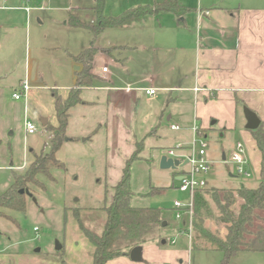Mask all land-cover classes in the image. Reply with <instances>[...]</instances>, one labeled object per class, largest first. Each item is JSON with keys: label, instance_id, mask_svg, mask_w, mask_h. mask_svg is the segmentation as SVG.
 Instances as JSON below:
<instances>
[{"label": "rangeland", "instance_id": "obj_1", "mask_svg": "<svg viewBox=\"0 0 264 264\" xmlns=\"http://www.w3.org/2000/svg\"><path fill=\"white\" fill-rule=\"evenodd\" d=\"M186 1L187 4L197 5V0ZM154 2L155 0H108L106 12L116 15L131 6ZM94 4L95 0H45L29 16L24 14L17 18V22L27 28L26 42L15 60L6 65L0 64V70L7 67V79L15 80L17 87L26 76L31 85L42 87L32 90L29 99V117L37 128V132L30 136V144L34 142L39 145L38 150L34 151L36 153L49 149V144L45 145V142H49V133H42L43 117L50 119L52 124H57L53 91L62 96L68 94L65 89H53L72 83L74 70L81 68V64L70 54L75 55L91 45L98 48L95 70L101 73L102 68L107 66L110 70L109 81L104 83L114 87L132 85V79L137 73L140 77L141 61L145 57L151 60L156 55L169 59L172 55L173 48L161 42L162 37L174 33H168L174 27V19L178 20L173 13L149 17L130 26L108 28L98 36L66 25L71 10L82 20L90 21L94 14ZM18 12L1 10L0 17ZM153 37H157V41L160 39L159 49H156L157 44L151 47L148 43ZM123 44L131 48H124L121 46ZM97 84L100 81H96L94 86ZM81 96L97 101L99 105L96 109H87L85 119L78 111L80 109L73 112L69 136H81L84 125L90 124L94 129L99 122L105 121L107 92L84 89ZM109 103L111 128L108 138L103 128L86 144L65 140L56 153L65 168H52L53 179L40 174L36 184H28L33 196L27 197L25 211L4 209L8 217L0 216V264H41L45 263L42 260L46 257H57L61 263L64 260L73 264H89L93 246L81 230L74 211H79L85 226L97 233L102 232L106 219L103 206L111 201L113 187L121 178V170L113 165L105 178V146L111 147L110 152L116 160L119 142L124 138L121 122L130 129L135 139H144L145 142V148L139 152V159L132 165L131 203L134 206L163 208L169 222L160 235L166 239L167 244L159 246V239L148 243H153L155 248L151 252L152 263L221 264L222 252L191 247L190 233L186 229L189 218L185 214L186 221L183 220V223L176 218L174 212L176 201L186 205L190 200L189 192L179 190L180 181L177 179L178 174L189 169V165L185 164L176 170L161 167L164 155L183 160L190 154L187 148L193 145L196 128L193 97L171 100L164 92L153 97L141 92L131 101L124 115L119 113V106L125 107L128 104L120 94L111 93ZM245 107L247 106L239 108L235 129L224 130L219 123H213L203 133L208 144L211 169L207 176L209 185L203 189V200L198 204L199 207L197 205L196 215L202 216L204 225L222 238L227 235V225L220 221V210L214 195L219 192L222 194L223 188L237 187L241 183L255 187L260 181L259 173L251 161L248 168L250 177L238 175L231 162L236 143H244L241 131L245 125ZM172 125H178L179 129L172 130ZM178 143L184 148L175 149L174 155H169L168 150ZM26 168L17 173L23 174ZM9 177H13L10 169H0V194L9 187L4 186ZM40 183L44 184V188L40 187ZM154 188L157 193L147 194L152 189L154 191ZM169 240H174V243ZM58 245L62 247L60 250H57ZM142 255L143 253L140 260L133 261L140 262ZM230 264H264V252H240Z\"/></svg>", "mask_w": 264, "mask_h": 264}, {"label": "crops", "instance_id": "obj_2", "mask_svg": "<svg viewBox=\"0 0 264 264\" xmlns=\"http://www.w3.org/2000/svg\"><path fill=\"white\" fill-rule=\"evenodd\" d=\"M157 1L160 0H155V2ZM180 1L189 8V12L184 17L185 22L180 24L178 20L174 19V27L168 32L174 31V33L162 37L161 42L167 43L169 47L173 48L171 57L163 59L153 55L151 60L145 57L141 61L140 77L137 73V76L132 79V85L155 87L158 91L154 96L159 92H164L169 95L171 100L193 97L197 128L208 130L210 124L214 122L219 123L224 130L235 129L239 108L243 109V106L256 112L264 124V0H197V5L187 4L186 0ZM44 2L45 0H37L32 10L40 8ZM21 4L22 0H0V6L8 7L0 8V11H19L0 17V64L6 65L13 62L18 52L23 51L27 28L20 25L17 18L23 17L24 14L28 15V13L22 8H17ZM149 17L143 20H147ZM156 38L149 39L148 43L151 47L157 44L156 49H159L160 39L157 41ZM121 46L131 48L124 44ZM6 68L0 70V169H10L14 173L24 170L32 152L39 148L37 143L31 142L30 144V136L37 131L33 134H26L25 120L29 119L34 123L29 117V99L32 90L42 87L31 85L28 76L21 79L17 87L15 80L7 79ZM77 70L79 69H75L73 72L72 83L57 86L53 90L65 89L69 91L73 88ZM94 72L98 78L95 79L93 85L84 87L82 91L95 89L107 92L108 105L105 106V121L99 122L98 127L93 129L90 124L84 125L81 136L68 135L70 140L80 141L83 144L93 140H89V136L97 128H104L108 138L111 128V106L109 103L111 93L120 94L128 104L125 107L119 106V113L123 115L130 107L131 101L141 92L145 93L143 90L127 92L121 89L123 87L106 85L104 82L109 81L110 72L107 74L97 72L95 66ZM25 81L31 87L27 97L16 99L14 94L21 90ZM96 81H100V84L94 86ZM195 88H200V90L196 92ZM81 98L85 103L75 106L72 109V115L73 112L80 109L78 111L85 119L87 109H96L99 103L82 96ZM243 117L245 125H243L244 129L241 134L246 146L247 168L251 161L259 173L261 154L250 130L245 127L247 120L245 116ZM43 121L44 132L42 133L47 135L49 132L46 126L52 123L50 119L44 117ZM125 126V123L121 122L124 138L119 142L118 146L120 147L116 160L110 152L111 147L105 146V177L112 165L121 170L122 176L126 160L136 149L135 142L140 141L135 139L130 129ZM130 141L132 142L129 144ZM46 143L48 142H45V145ZM187 149L189 150V147ZM11 181H13V177H9L4 186H9ZM152 244H145L142 247V262H134L129 256H122L110 261V264H143V261L147 264H154L151 252L155 248ZM156 249L159 251L158 247ZM92 255L89 264L92 262ZM42 261L45 263L41 264H62L57 257H46Z\"/></svg>", "mask_w": 264, "mask_h": 264}, {"label": "trees", "instance_id": "obj_3", "mask_svg": "<svg viewBox=\"0 0 264 264\" xmlns=\"http://www.w3.org/2000/svg\"><path fill=\"white\" fill-rule=\"evenodd\" d=\"M108 0H95L93 16L90 21L82 20L72 10L68 13L67 25L72 29H84L98 36L108 28L130 26L149 16H158L163 13H173L178 18V23L185 22V15L189 8L180 0H160L153 4H140L131 6L119 14L107 13ZM98 48L93 45L73 54V59L81 64V68L75 72V85L66 96L53 91L57 124H47L49 132V149L41 153L32 152L26 170L23 174L14 172L13 182L0 194V216L8 217L4 209L25 211L28 196H33L28 184H36L40 174L52 178L51 169H64L65 164L57 158L56 153L68 136V129L72 116V109L78 104L85 103L81 98L84 87L93 85L98 75L94 72V62ZM99 128L92 132L89 140L98 132ZM201 134L206 129L197 128ZM256 146L261 154L259 183L257 186H247L241 183L237 187L223 188L222 194L216 193L214 199L220 210V221L227 225V235L222 238L213 233L204 225V219L196 215L197 205L203 200V189L195 193V213L193 216L191 247L200 249H212L223 253L221 264H230L232 259L240 252H264V124L255 130H250ZM77 139V138H76ZM135 151L126 160L122 176L113 187L114 193L109 203L105 200L103 209L106 219L101 233H97L84 225L78 210L74 211L79 226L93 246L91 264H110V261L129 256L137 247L159 239L157 244L164 246L166 239L162 238L161 231L165 218V212L160 207L134 206L131 203L132 192V164L139 159V152L144 148V140L135 142ZM106 178V177H105ZM44 188V184L40 183ZM155 189V188H154ZM28 190V192H27ZM153 189L147 194L157 193ZM107 193V190H105ZM199 207V205H198ZM186 221V220H184ZM183 221V223H184ZM166 225V226H167ZM182 226L184 224H181ZM182 226L180 228H182ZM159 234V237L157 236ZM157 236V237H156ZM132 259V258H131ZM142 262V260L140 261ZM63 264H73L62 261ZM143 264H147L143 261Z\"/></svg>", "mask_w": 264, "mask_h": 264}, {"label": "built area", "instance_id": "obj_4", "mask_svg": "<svg viewBox=\"0 0 264 264\" xmlns=\"http://www.w3.org/2000/svg\"><path fill=\"white\" fill-rule=\"evenodd\" d=\"M37 0H22V4L17 8L24 9L28 15L34 7V3ZM0 8H8L7 6H0ZM102 72L107 74L110 72L107 66L102 68ZM31 87L25 81L20 91L14 94L16 99L21 97H27V93ZM127 92L143 90L147 95L154 96L158 89L151 86L145 87H137L128 84L127 86L121 88ZM200 88H195V91L198 92ZM171 128L173 130H178V125H172ZM25 131L26 134H33L37 131L36 125L30 121L29 119L25 120ZM207 141L205 140V135L199 133L197 131V127L195 128V137L193 145L189 147L190 154L185 158L188 160L187 164L189 165V169L185 172L178 174V179L180 181L179 190L183 192H189L190 200L188 204H182L180 201H176L174 203V212L176 218L179 221L184 220V215L188 216L187 221V231H189V236L191 239L192 234V224H193V216L195 213L194 203H195V193L199 189H204L208 185L207 176L211 169V161L208 158L207 152ZM184 146L181 143H178L174 148L168 150L169 155H174L175 149H182ZM181 160L185 162L186 160ZM231 162L234 165L235 172L240 176L250 177L251 173L247 168L248 160L246 158V148L244 143L237 142L234 151L231 155ZM182 224V223H181ZM171 243H174V240H169Z\"/></svg>", "mask_w": 264, "mask_h": 264}, {"label": "water", "instance_id": "obj_5", "mask_svg": "<svg viewBox=\"0 0 264 264\" xmlns=\"http://www.w3.org/2000/svg\"><path fill=\"white\" fill-rule=\"evenodd\" d=\"M244 114H245V118L247 120L246 123V129L248 130H255L257 129L260 124H261V119L259 118V116L256 114V112H254L252 109L245 107L244 108ZM214 123V122H213ZM44 124V121H43ZM65 140H70L69 137H66ZM84 140V138H83ZM188 160H186L185 162H182L179 159H175L173 157H168V156H163L161 159V167L162 168H172V169H178L180 166H183L185 164H187ZM178 179H180V177H178ZM28 192V190H27ZM167 223L164 222L163 226H166ZM62 247L60 245L57 246V250H60ZM141 253H142V248L141 247H137L135 248L132 253H131V258L134 261H138L141 259Z\"/></svg>", "mask_w": 264, "mask_h": 264}]
</instances>
